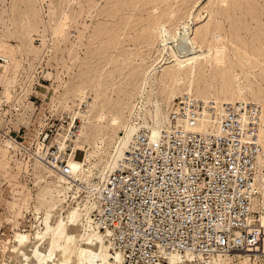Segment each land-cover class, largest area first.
<instances>
[{
    "label": "rangeland",
    "instance_id": "1",
    "mask_svg": "<svg viewBox=\"0 0 264 264\" xmlns=\"http://www.w3.org/2000/svg\"><path fill=\"white\" fill-rule=\"evenodd\" d=\"M187 25L206 53L195 63L193 95L230 101L226 89L238 82L263 96L261 104L252 95L247 100L264 112V0H0V264H86L62 249L68 238L92 231L83 228L92 196L68 178L58 186L38 154L72 142L80 161L99 145L91 159L101 168L109 143L121 133L117 121L128 118L155 66L144 103L148 121L157 118L164 127L175 99L188 93L190 66L163 58L162 35L165 26L175 35ZM89 224L100 231L93 213ZM39 234L52 243L36 252L31 247ZM90 248L84 242L78 251L85 255ZM182 259L256 264L246 255Z\"/></svg>",
    "mask_w": 264,
    "mask_h": 264
},
{
    "label": "built area",
    "instance_id": "2",
    "mask_svg": "<svg viewBox=\"0 0 264 264\" xmlns=\"http://www.w3.org/2000/svg\"><path fill=\"white\" fill-rule=\"evenodd\" d=\"M261 129L262 108L254 101L184 93L157 138L140 132L94 192L93 220L111 251L121 254V264H169L171 256L186 253L259 252L264 227L253 203L264 152ZM71 144L49 146L38 156L70 176L68 161L77 153Z\"/></svg>",
    "mask_w": 264,
    "mask_h": 264
},
{
    "label": "bare ground",
    "instance_id": "3",
    "mask_svg": "<svg viewBox=\"0 0 264 264\" xmlns=\"http://www.w3.org/2000/svg\"><path fill=\"white\" fill-rule=\"evenodd\" d=\"M165 27H164V31L162 35L163 41H162L161 54H163L164 56L163 58H165L166 56H169L172 62H175L177 66L180 68L184 66H188V65L190 66L188 75H186V77L188 78L187 92L194 94L195 75H196L195 63L201 59L200 57L206 55V53L204 52V50H202L201 46L199 45V42L195 34H193V36L192 34L190 35L191 29H192L190 25L177 28L175 30V33H176L175 35H172ZM177 35H179V37H177ZM215 38H217V35L215 36ZM162 61H164V59ZM156 67L157 66H155V68ZM155 68L150 70V72H148L144 76L140 84L139 96L137 97V100H136L137 102L132 107L128 118L126 120L117 121L119 123V129L121 130V133L120 134L117 133L116 136L113 137L111 142L109 143V146L107 147V153L105 155L106 157H105L103 166H101V168H97L95 163H93L91 159V157L94 156L96 152H98V150L101 151L102 146L97 145V148H98L97 151H89L90 149L89 150L86 149L87 150L86 155L83 160L77 161L76 159L71 157L69 164L72 167V174L70 176H64L59 173L57 174L53 170L54 173H56V176L58 178L57 179L58 186H62V183L69 184L71 182V183H74V185L79 190L86 189L88 193L90 194V196H92V199L89 200L90 203L85 210L86 211L85 217L84 218L82 217L84 230H86V228H89V230H92V231L80 232V234L76 236L75 240L68 238V243L66 245H69V247L62 249L63 253L65 252L64 254H68L69 259L72 261L77 259V261L79 262L85 261L86 264H121L122 262L121 254L119 252H116V253L110 252L111 248L109 244L105 242L103 234L100 231L91 227V225L89 224V218L92 215V213H94V211L96 210V206H97L96 201L94 199L95 190L101 188L103 184L105 183V181L107 180L108 176L117 169V167L120 165V163L123 161L124 157L126 156L132 142L135 140L136 136L140 133V131L143 132L142 131L143 129L147 130L144 132H147L149 136L155 139L159 136L160 131L168 124V122L165 121L166 125L163 127L160 124L161 122L160 121H159L160 123L158 122L157 118L156 120H153L151 124L147 118V114L149 113H147L146 108H145L146 105L144 103V96L147 91V87H149L148 85L150 83L149 82L150 75L155 70ZM179 81L182 82L184 81V79L179 76ZM248 88H251V87H248L246 85H243L237 82V86L234 87L233 89H229V88L226 89L225 100H230V101L247 100L248 97L252 95V97L261 104V102H263V96H260V94L257 93L254 89H249L248 91ZM200 97H203L204 99L205 96L202 95ZM260 106L263 107L262 105ZM167 120H169V118ZM263 128H264V112L262 109L261 133H262L263 145H264ZM86 138H88V135ZM12 145H15V144L12 143ZM59 146L62 148L61 145ZM97 169H99L97 172L98 174L96 173ZM95 174H97V177H98V180H96V182L92 181V178L95 177ZM66 178L70 179L71 181L70 182L67 181ZM259 179H260V183L257 186V190L259 191V196L255 199L253 203V209H254V206H256L257 204L259 208V212H260L259 213L260 224L264 227V152L259 160ZM82 184H85V185H82ZM77 195H76V198H77ZM45 238L46 237L44 235L39 234L38 235L39 244L34 245V247H31V250H35L36 252L40 251L39 249L44 246V242L48 243V239H45ZM84 242L88 243L91 246V248L89 250L86 249L87 254L82 255L79 253L78 250L80 246L84 244ZM51 243L52 241L49 240L48 245H51ZM218 254H222L225 256H232V257L244 256V255L254 256V259H252V261L256 262L257 264L259 261H264V241H263L262 246L259 249V252L244 253V254L216 253V254L211 255V257L214 255H218ZM112 255H113L112 259L114 260L113 262L110 260V257ZM188 255H195V254H191V253H186L184 255L175 254L169 258L170 264H184V260L182 258ZM23 264H26V263H23ZM47 264H54V261L52 262L49 261L47 262Z\"/></svg>",
    "mask_w": 264,
    "mask_h": 264
}]
</instances>
